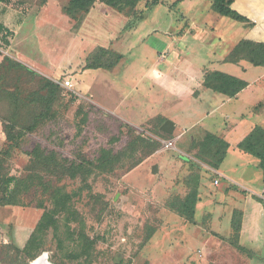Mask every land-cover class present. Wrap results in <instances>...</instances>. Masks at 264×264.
Returning <instances> with one entry per match:
<instances>
[{"label": "rangeland", "instance_id": "374dc122", "mask_svg": "<svg viewBox=\"0 0 264 264\" xmlns=\"http://www.w3.org/2000/svg\"><path fill=\"white\" fill-rule=\"evenodd\" d=\"M43 1L0 4V15L11 13L8 22L25 19L17 45L43 73L53 74L57 63L76 66L78 56L100 46L124 58L111 71L86 70L93 72L86 80L84 58L53 79V91L43 90L35 74L8 61L2 66L0 154L8 148L5 125L32 132L4 159V172L26 184L17 205H0V264H264V244L241 245L234 223L243 214L235 207L246 192L229 180L264 200L261 168H250V183L241 180L247 159L257 158L237 147L252 125L264 127V67L246 62L242 78L250 86L239 98L201 82L213 70L227 72L233 64L216 58L227 57L252 24L214 12L212 0H141L121 10L98 1L75 20L64 13L68 0ZM9 48L0 47V61L11 56ZM159 76L164 89L171 82L166 92ZM67 79L73 88L63 87ZM121 87L124 96L154 93L146 106L122 104ZM10 93L24 103L17 111ZM167 119L177 123L173 133L162 130ZM208 132L231 144L225 176L211 166L212 151L198 144ZM105 150L118 158L101 168ZM63 159L80 171L76 177L57 176ZM230 191L239 193L236 203ZM206 197L215 200L212 209L200 204ZM45 211L52 218L32 255L18 254L15 247L26 246Z\"/></svg>", "mask_w": 264, "mask_h": 264}, {"label": "trees", "instance_id": "16d2710c", "mask_svg": "<svg viewBox=\"0 0 264 264\" xmlns=\"http://www.w3.org/2000/svg\"><path fill=\"white\" fill-rule=\"evenodd\" d=\"M48 1L49 0H44L43 3L46 4ZM98 1L109 7L121 10L123 8H135L141 0H68V3L64 6L63 10L68 17L75 20L78 19L80 15L89 13ZM234 1L235 0H212V9L214 12L233 20L239 22L248 21L252 24L253 28L255 25L253 22L232 8ZM0 3L7 4L10 3V0H0ZM13 36L14 33L0 22V47H10V39ZM123 58L124 56L122 54L100 46L97 47V49L86 59L85 70H111L115 68ZM7 61L30 74L39 76L41 78V88L43 90L53 91L59 87L56 81L30 69L9 55L5 56L3 61H0V70ZM241 61L249 62L256 67H264V42L242 39L234 46L224 60V62L232 64H238ZM203 86L214 92L234 98L249 86V82L223 71L215 70L208 72L205 75ZM9 98L16 111L24 104L18 94L10 93ZM28 132H32V129L16 131L15 125H5L8 148L0 154V205H17L19 194L21 192L20 189L26 184V181L23 179L4 172V159L11 155L12 150L19 146V142L22 137ZM146 138L149 142L157 144L160 143L158 138ZM198 144L203 148H208L212 151L214 162L211 166L214 169L219 170L220 166L227 157L230 143L224 138L208 132L204 140ZM237 147L242 152L250 154L260 160V167L263 171L264 180V127L255 126L251 132L238 143ZM35 153L36 157L39 159L37 163L41 164L42 160L40 150L37 149ZM117 158L118 156L114 155L111 150H105L98 160V164L101 168L112 167L115 164V161L112 160H117ZM68 163L69 161L67 159H63L55 164L57 176L69 175L71 177H76L80 173L77 167L74 165L68 166ZM197 196L198 195L196 193L193 196L194 203L197 201ZM255 198L264 204V200L259 199L258 197ZM49 213V211H45L26 246L23 249L15 247V251L18 254L32 255L40 234L45 228L49 227L48 223H50L49 220L52 218V215ZM242 222V218L240 217V219L236 220L234 223L238 237H240V233L242 231Z\"/></svg>", "mask_w": 264, "mask_h": 264}, {"label": "crops", "instance_id": "0c3cea01", "mask_svg": "<svg viewBox=\"0 0 264 264\" xmlns=\"http://www.w3.org/2000/svg\"><path fill=\"white\" fill-rule=\"evenodd\" d=\"M232 8L235 9L237 12H239L241 15L248 18L251 22H253L255 24L253 26V28H251L250 30H248L245 33L244 39L254 40L257 42H264V0H235L234 3L232 4ZM10 14L11 13H8L5 15H0V22L3 23L7 28H9L14 33V36L11 39V46L9 48L11 56L14 57L15 60H17L20 63L24 64L25 66L29 67L30 69L48 77V78H51L52 80L59 78L64 70L70 69V68L76 69L75 67H79L80 65L84 64L86 61L83 62L82 59L85 58V60H86L89 57V55L91 54L90 52H86L84 55L78 56V59H77L78 62L76 64V66H73L74 64L73 65L69 64L68 66H65L62 63H57L52 68L55 71L53 74L52 73L51 74L43 73V70L41 67H39L38 65L37 66L34 65L33 63L29 62L28 60H26V58H24L21 55V54H23V52L20 49V45H17V40H18L17 35L18 34L20 35V31H22L23 24L25 23V19H22L18 23L8 22V18H9L8 16ZM77 44H78V46L81 45L80 43H77ZM115 52H117V51H115ZM225 58H226V56H224L220 60H219V58H216V61H218V62L223 61L224 62ZM247 68H249V67H248V65H246V61H242L240 63V66L237 64H233L232 66L227 67V72L226 71H223V72L231 74L233 76H237L239 78H242L244 75L242 72V69H247ZM113 69H115V68H113ZM101 70L102 69H97L96 72L101 71ZM85 71L86 70H84L83 74H80V75L82 77H84V79L86 80L87 77L89 78V75L93 72L87 73ZM106 71H111V70H106ZM213 71H215V70H213ZM219 71H221V70H219ZM111 73L112 72H109L110 76H111ZM159 77H157L158 81L156 80L157 85L159 88L163 89L161 91L164 92L165 90H168L170 88L171 82L169 80H167L166 83L168 84V87L167 86L166 87L168 89H164V87H162L164 76H159ZM202 77L203 76H201L200 78H202ZM201 82L203 85L204 78ZM83 83H86V81H83ZM115 83L116 84L118 83L117 80ZM100 84H104V82H102V80H101ZM202 85H200V86L202 87ZM89 86H90V84L87 85L86 87L88 88ZM249 86H250V82H249ZM249 86L234 98H237V97L239 98L242 93L247 91ZM204 89H205V87H204ZM140 91H141L140 93H133L134 95L130 94V93H126L124 96V90L121 87L122 96H121L119 101L122 104H124L130 100V102H137L139 104L143 103L142 105L146 106L148 104L147 102L149 100L148 99L149 94H150V92H153L154 89L153 90L148 89L147 91H142V90H140ZM158 91H160V89H158ZM142 92H144V94L141 95ZM229 98H231V97H229ZM167 120H169V119H167ZM251 127H252L251 130H252L253 125ZM176 128H177V123H175V129ZM251 130L245 136H247L251 132ZM213 134H216V133H213ZM220 135H221V133L218 134V136H220ZM224 139L227 140L226 135H225ZM230 147H231V144H230ZM244 154H246V153H244ZM228 155H229V150H228L227 157H228ZM245 158H247V157H245ZM252 166L261 168L260 167V160L257 158V161H255V163H254L253 159H247L246 163L242 166V175L245 177V178L244 177L241 178L243 183L248 184L251 182V180H249L248 178H249V173L251 171L250 168ZM217 171H218V173H220V175L225 176L222 169H221V166H220L219 170H217ZM259 172H260L259 173L260 177L263 179V175L261 174V171H259ZM262 173H263V171H262ZM231 178L229 179L231 181L230 184L236 186V188L238 190H243L244 192H246V194H244L242 202L238 206L235 207V209L240 210L241 213L243 214L242 231H241V245L244 248H246L249 245H259V246H260V244L263 245L264 244V204L255 198V197L259 198L260 194L256 193L255 191L248 190L249 188L247 189L246 188L247 186L245 184H242V183L240 184V182H237L236 180H234L233 178L231 179ZM263 182H264V180H263ZM263 193H264V188H263L262 194ZM229 194H231L233 196V202L236 203L235 199H236V196L239 195V193H232L230 191ZM201 203L204 204L205 207L210 206V209H212L215 206V200L213 201L212 199H208V197H206L205 201L200 202V204ZM248 227L252 228V230H253V233L251 235H249L247 232Z\"/></svg>", "mask_w": 264, "mask_h": 264}, {"label": "water", "instance_id": "95a60500", "mask_svg": "<svg viewBox=\"0 0 264 264\" xmlns=\"http://www.w3.org/2000/svg\"><path fill=\"white\" fill-rule=\"evenodd\" d=\"M162 130L167 133H173L175 130V123L171 120H167L162 126ZM157 171H158V166H155L154 172L157 173Z\"/></svg>", "mask_w": 264, "mask_h": 264}, {"label": "built area", "instance_id": "2783aa9c", "mask_svg": "<svg viewBox=\"0 0 264 264\" xmlns=\"http://www.w3.org/2000/svg\"><path fill=\"white\" fill-rule=\"evenodd\" d=\"M62 85H63V87H65V88H67V89H71V88H73V86H74L73 81H72L71 79H67V80L63 81ZM164 144H165L166 146L170 145V144L167 143V142H164ZM216 183L219 184V181H216ZM263 198H264V197H263Z\"/></svg>", "mask_w": 264, "mask_h": 264}, {"label": "bare ground", "instance_id": "6f19581e", "mask_svg": "<svg viewBox=\"0 0 264 264\" xmlns=\"http://www.w3.org/2000/svg\"><path fill=\"white\" fill-rule=\"evenodd\" d=\"M38 264H44L43 260L41 259V261H39V263H38Z\"/></svg>", "mask_w": 264, "mask_h": 264}]
</instances>
